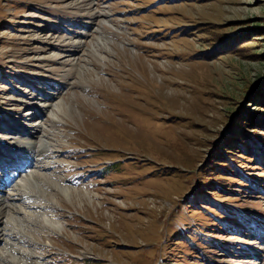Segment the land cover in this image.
<instances>
[{"label":"rangeland","instance_id":"1","mask_svg":"<svg viewBox=\"0 0 264 264\" xmlns=\"http://www.w3.org/2000/svg\"><path fill=\"white\" fill-rule=\"evenodd\" d=\"M262 85L264 0H0L26 264H264Z\"/></svg>","mask_w":264,"mask_h":264},{"label":"bare ground","instance_id":"2","mask_svg":"<svg viewBox=\"0 0 264 264\" xmlns=\"http://www.w3.org/2000/svg\"><path fill=\"white\" fill-rule=\"evenodd\" d=\"M56 116L57 115H53L51 113V118H57ZM42 141H44V139ZM18 143H19V140H18ZM20 144H21V146H20V148H21V147H23L22 145L24 144V142L20 143ZM29 144H30L29 140H26L25 145L28 147ZM42 144H43V142L41 143V146H42ZM43 147H44V145H43ZM20 148L17 147L14 149L15 152H17L16 155L27 157V155L24 154V153H27V149H25V148L20 149ZM41 158L38 159L37 157H34L33 159L35 160L36 163H40ZM28 159H30V158H28ZM36 163H35V165H33L35 168V172L31 171L32 170L31 169L28 172L21 174L17 178V181H14V183H13L14 187L11 186L10 189H4V188H6V186L3 185L4 177L0 174V193H1V191L2 192L8 191L7 194L3 195L2 197H1V195L3 193L0 194V210L2 209V211H3V209H5V208H9V210H10V211H8V212H10V214L8 216L6 215L4 218L1 216L3 219L0 218V243L4 244V246L0 249V252L4 254L5 260L7 262L13 260V261H17V264L18 263L19 264H26L27 263V261L25 260L26 257L24 256V254H27L28 249H22V247L19 245V241L17 239H15V235H17L21 232L22 233L24 232L25 224H23V222H22L24 217L22 218L21 216H18L17 212H15V208H12V206L16 205L17 202L22 199L21 195L22 194L25 195L26 192L28 191L27 188L29 187L28 185H29L30 178H33L34 175L43 176V174L39 170L40 168L36 167V165H37ZM37 166H39V164ZM13 172H15V171H13ZM16 174H18V171ZM9 190H11V191L9 192ZM65 192L67 194L66 189H65ZM20 210H22V209H20ZM23 211H28V210H25V208H23ZM39 214L42 216V222H44L46 225H49L53 228H58V227L62 226V224H58L57 222L54 221L53 215L48 216L47 213L40 212V210H39ZM8 219L11 222L9 227H7L9 229H4V227L2 228L1 227L2 224L8 225V223H7ZM25 221H27V220H25ZM4 231H5V233H4ZM6 231H9V233H6ZM6 252L8 253L9 259H8V256L6 255ZM27 257H29V256H27ZM37 262L38 261H36V264H39Z\"/></svg>","mask_w":264,"mask_h":264},{"label":"trees","instance_id":"3","mask_svg":"<svg viewBox=\"0 0 264 264\" xmlns=\"http://www.w3.org/2000/svg\"><path fill=\"white\" fill-rule=\"evenodd\" d=\"M264 87V85H262ZM250 141V140H249ZM242 146L240 145V141L236 138H229L227 139V145L226 148H223L220 152L217 153V156L220 158L219 162H229V154H232L231 152L234 151L233 148L239 149ZM259 151V152H258ZM258 155L255 156V159L258 160L260 163H264V148L259 147L256 152ZM218 165V164H215ZM224 166V165H220ZM222 170H228L226 167H220ZM229 172V171H227ZM233 172V171H232ZM236 174L241 175V172H239L236 169ZM249 184H255L252 181L249 182ZM257 190H262L261 187H259V184H255Z\"/></svg>","mask_w":264,"mask_h":264}]
</instances>
